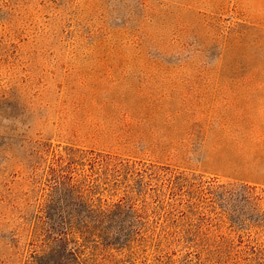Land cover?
<instances>
[{
  "label": "rangeland",
  "instance_id": "1",
  "mask_svg": "<svg viewBox=\"0 0 264 264\" xmlns=\"http://www.w3.org/2000/svg\"><path fill=\"white\" fill-rule=\"evenodd\" d=\"M61 159L137 191L134 264L198 250L165 212L264 250V0H0V264L54 259L41 204Z\"/></svg>",
  "mask_w": 264,
  "mask_h": 264
},
{
  "label": "trees",
  "instance_id": "2",
  "mask_svg": "<svg viewBox=\"0 0 264 264\" xmlns=\"http://www.w3.org/2000/svg\"><path fill=\"white\" fill-rule=\"evenodd\" d=\"M62 160L48 171L56 184L46 193L41 204L49 241L43 257L54 256L47 264H134L130 260L135 254L130 249L142 242L144 232L149 230L148 221H144L148 219L147 206L137 207L135 203L137 191L118 193V181L111 183L109 180L118 175L116 167L106 166L97 177L92 175L91 179L85 176L75 180L69 171L72 163L67 160L63 165ZM170 184L172 189L176 188V178L170 180ZM105 195L117 196L118 200L109 203L103 200ZM170 217L171 213L165 212L160 231L171 243L192 244L198 250L186 254L182 260H156V264H190V255L197 262L208 264H240L264 259V250L253 247L238 250L231 242L187 229L181 223L182 218L171 220ZM94 238L97 240H92L94 244L88 247L87 242ZM112 250L128 251V260L117 259Z\"/></svg>",
  "mask_w": 264,
  "mask_h": 264
}]
</instances>
